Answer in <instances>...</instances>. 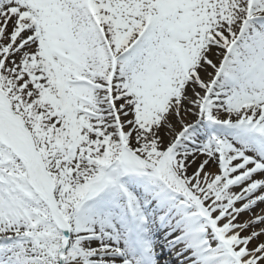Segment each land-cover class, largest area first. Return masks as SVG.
<instances>
[{"label": "snow or ice", "instance_id": "6c2138e0", "mask_svg": "<svg viewBox=\"0 0 264 264\" xmlns=\"http://www.w3.org/2000/svg\"><path fill=\"white\" fill-rule=\"evenodd\" d=\"M0 264H264V0H0Z\"/></svg>", "mask_w": 264, "mask_h": 264}]
</instances>
